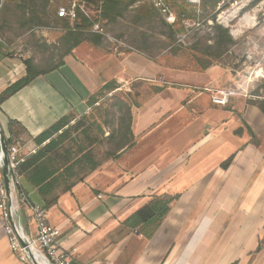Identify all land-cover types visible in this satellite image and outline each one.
Masks as SVG:
<instances>
[{
  "label": "crops",
  "instance_id": "1",
  "mask_svg": "<svg viewBox=\"0 0 264 264\" xmlns=\"http://www.w3.org/2000/svg\"><path fill=\"white\" fill-rule=\"evenodd\" d=\"M132 43L138 52L118 56L103 42L84 41L59 69L1 104L3 135L11 136L10 120L24 127L12 126L24 157L21 188L61 228L73 264H264V113L245 93L244 69L214 63L197 70L177 54L170 58L165 45ZM10 51L0 43V94L26 75L24 58ZM124 87L129 92L120 96ZM222 92L228 101L214 102ZM107 97L116 99L114 109H98ZM126 106L133 142L115 155V142L97 151ZM70 113V124L96 117L98 124L87 125L100 134L94 160L74 174L39 154L49 139L35 140ZM80 142L87 145L84 136ZM20 213L35 231L31 212ZM0 264H23L1 211Z\"/></svg>",
  "mask_w": 264,
  "mask_h": 264
},
{
  "label": "rangeland",
  "instance_id": "2",
  "mask_svg": "<svg viewBox=\"0 0 264 264\" xmlns=\"http://www.w3.org/2000/svg\"><path fill=\"white\" fill-rule=\"evenodd\" d=\"M65 1L50 0L47 4L52 20L50 23L27 25L26 21L35 12L31 7V0H0V36L11 49L10 53L24 59L32 57L41 67H46V59L64 32L58 29L63 24L54 20L53 11ZM167 1L176 18L171 23L150 0H143L136 7H133L135 2L132 1L124 15L115 23L107 20L106 27L114 34L126 38L132 45L133 40H142L149 46L165 45L170 58L172 54H177L192 68L200 70L203 63L198 61L197 55H202L194 45L197 44L198 48L213 44V38L217 36L216 26L222 25L228 28L233 42L219 59L212 60V64L219 63L240 71L244 69L242 76L247 87L245 93L253 99L264 98V0L221 1L216 9H205L202 0L198 5H193L188 0ZM172 30L179 31L169 37ZM57 61L58 58H55L54 62ZM259 70L261 74L256 73ZM128 92L129 89L124 87L118 94L125 96ZM111 98L107 97L97 108L112 109L116 99ZM88 121L98 124V119L94 117L66 127L64 130H68V133L65 143L80 136L78 123L87 125ZM108 143L107 139L102 138L97 151L103 152Z\"/></svg>",
  "mask_w": 264,
  "mask_h": 264
},
{
  "label": "trees",
  "instance_id": "3",
  "mask_svg": "<svg viewBox=\"0 0 264 264\" xmlns=\"http://www.w3.org/2000/svg\"><path fill=\"white\" fill-rule=\"evenodd\" d=\"M85 2L94 3L96 0H84ZM133 0H104V16L109 21V23L117 22L119 17L124 15V12L127 10V7ZM222 0H202V6L207 9L208 7L212 9H216L218 4ZM50 0H31V7L35 10L33 11V15L29 17L26 21V24H34V23H50L52 20L50 19V15L47 11V4ZM58 8V7H57ZM56 8V10H57ZM56 10L53 11L55 16L54 20L60 21L65 31L62 36L59 38L58 43L55 44L54 48L51 50V54L48 61V65L46 67H41L37 64L32 57L28 59H23L26 66V75L17 81L15 84L6 89L3 93L0 94V106L1 104L9 98L11 95L22 89L23 87L29 85L37 76L45 74L49 71L59 69L61 65L64 63V57L72 53V51L82 42L84 41H92L95 43H101L102 37L96 33H92L89 31L91 24L90 22L82 15H79V19L75 23V28L72 29L69 27V24L66 20L61 19L57 16ZM214 18L216 16H213ZM25 24V25H26ZM217 36L214 37V43L209 44L204 47H198L197 44L194 45L195 49H198L200 54L197 55V59L199 62H202L201 69H205L212 64V60L219 59L227 50L228 45L233 42L232 36L229 34L228 28L223 27L222 25H217ZM179 30H172V34L169 37H172ZM206 57V58H201ZM55 58H58L57 62ZM109 88V85L106 84L101 90L94 93L89 99L88 102L93 104L99 98V96L103 93V91ZM251 104L257 105L262 112L264 113V98L260 99H251ZM122 110L123 108L120 107ZM74 114L70 113L63 118H61L57 123H55L50 129L46 130L39 136L35 138L37 143H42L49 139V142L43 146L42 150L39 151V154L48 155V157L58 158L59 165L58 169H62L68 174H74V168L82 169L83 163L86 161L92 162L94 159V145L99 141V133L92 123L90 125L82 128L81 123L77 124V128L79 127L80 136L74 139H71V142L65 143V136L68 133V130H63L62 133L59 134L57 140L53 139L52 136L54 133H57L61 129H65L70 125V122L73 120ZM121 119L119 120V125L116 129L112 130L109 136L106 138L109 142H115V150L109 151L113 155L116 154L117 151L123 149L124 147L130 145L133 142L132 135V117H131V107L126 106V109H123L121 113ZM10 138H5V142L8 145L15 138L16 130L13 129L12 126H17L18 132L24 127L18 121L10 120ZM95 130L96 132H94ZM99 131L102 128L98 129ZM84 136L87 145H83L80 140ZM77 156L76 160L74 157ZM233 156H230L227 160L222 163V166L227 168ZM97 164L94 162L93 168L95 169Z\"/></svg>",
  "mask_w": 264,
  "mask_h": 264
},
{
  "label": "built area",
  "instance_id": "4",
  "mask_svg": "<svg viewBox=\"0 0 264 264\" xmlns=\"http://www.w3.org/2000/svg\"><path fill=\"white\" fill-rule=\"evenodd\" d=\"M133 1L135 2L133 7H136L143 0ZM150 1L165 16L168 22L171 23L176 19L175 13L167 0ZM188 1L193 5L201 3V0ZM225 1L227 0H222V2ZM103 4L104 0H96L94 3L85 2L84 0H66L58 6L56 14L59 18L66 20L72 29L75 28L79 15L84 16L91 24L89 31L100 35L102 42L107 44L108 49L118 56L138 52V49L126 38L118 36L107 29ZM58 29L65 31L64 26L58 27ZM0 43H5L1 36ZM259 71L256 73L259 74ZM228 95L229 93L222 92L219 96H213V101L224 104L228 101ZM6 146L8 186L5 184L3 174L4 166L0 140V211L2 226L8 237L11 250L23 264H73L71 252L60 244L61 228L52 225L48 220L46 208L34 203L21 188L19 167L24 161V157L20 155L21 141L14 140ZM22 207L31 212L35 231L26 228L23 223L20 213Z\"/></svg>",
  "mask_w": 264,
  "mask_h": 264
},
{
  "label": "water",
  "instance_id": "5",
  "mask_svg": "<svg viewBox=\"0 0 264 264\" xmlns=\"http://www.w3.org/2000/svg\"><path fill=\"white\" fill-rule=\"evenodd\" d=\"M0 140H1V144H2V156H3V174L5 177V184L6 186H8V178L6 176V169H7V165H8V158H7V146L5 144V138L3 135V131L1 130V126H0Z\"/></svg>",
  "mask_w": 264,
  "mask_h": 264
},
{
  "label": "bare ground",
  "instance_id": "6",
  "mask_svg": "<svg viewBox=\"0 0 264 264\" xmlns=\"http://www.w3.org/2000/svg\"><path fill=\"white\" fill-rule=\"evenodd\" d=\"M257 74H258V73H257ZM259 74H261L260 71H259Z\"/></svg>",
  "mask_w": 264,
  "mask_h": 264
}]
</instances>
